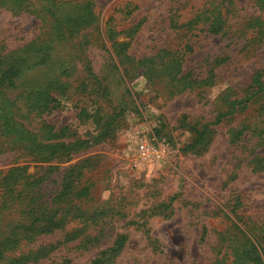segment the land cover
<instances>
[{
	"label": "rangeland",
	"instance_id": "obj_1",
	"mask_svg": "<svg viewBox=\"0 0 264 264\" xmlns=\"http://www.w3.org/2000/svg\"><path fill=\"white\" fill-rule=\"evenodd\" d=\"M55 1L88 4L96 21L51 38L49 59L8 95L15 118L32 133L50 126L69 146L45 162L8 149L0 153V178L26 166L27 175L42 179L48 203L72 178L79 192L72 206L84 214L68 212L72 219L61 230L21 250L57 247L33 264H237L228 243L231 220L242 229L253 222L251 239L264 247V144L253 127L264 126V113L260 100L239 101L264 73V45L248 44L252 32L230 41L202 24L185 26L214 0ZM234 2L226 15L231 30L264 18L253 0ZM110 29L126 48L113 46ZM39 31L38 19L0 2L1 49ZM162 50L181 59L180 75L196 83L182 86L168 72L150 74L138 64ZM57 78L70 83L66 94L49 91V106L58 105L43 113L26 107L29 91Z\"/></svg>",
	"mask_w": 264,
	"mask_h": 264
},
{
	"label": "trees",
	"instance_id": "obj_2",
	"mask_svg": "<svg viewBox=\"0 0 264 264\" xmlns=\"http://www.w3.org/2000/svg\"><path fill=\"white\" fill-rule=\"evenodd\" d=\"M253 1L258 10L264 12V0ZM0 2L6 5L13 14H28L40 21V31L36 37L11 50L0 48V153L15 147L30 154L37 162L58 158L69 146L61 141L62 131L51 133L50 126H48L49 128L43 126L42 128H46L40 130L39 134L32 133L15 118L12 100L8 94L17 87L18 82L25 74L49 59L51 38L66 32H80L96 21V17L88 4L74 3L75 5L66 7L55 0H0ZM234 6V0H214L208 7L200 10L195 19L185 26H189L188 28L191 29L197 24H202L208 33L227 35L230 41L233 37L245 36L252 32L247 40L248 44L254 43L257 45L256 47L264 45V18L260 15L252 18L243 27H234L231 30L232 25L226 15ZM109 33L112 35L113 46L120 49L128 46L126 42L114 40L116 33L113 30L110 29ZM186 47L190 49L189 46ZM161 52V55L156 58L142 59L138 64L150 74L157 70L168 72L169 77L182 86L196 83L193 80H188L187 75H180L182 71L181 59L178 60L170 55L167 50ZM126 58L131 61V64L134 63L132 58ZM259 72L258 80H254L253 85L248 87L246 94L244 93L243 98L239 101L247 103L252 97L253 102L260 100L259 111L263 114L264 73ZM69 85L67 80L60 83L57 78L46 87L29 91L25 97L26 107L35 109L39 113H43L49 107H55L58 102L49 106L55 102L49 91L53 89L57 94L63 95L66 94ZM262 123L258 126L253 124V127L258 138L264 144ZM244 128L248 129L249 126ZM198 140L199 137L195 138L194 144ZM262 162L264 163V159ZM261 165L264 167V164ZM73 171L74 169H71L70 172ZM42 182L41 178L27 175L26 166L11 167L0 178V264H33L48 257L57 248L53 244L39 245L27 250H21V248L31 245L39 236L61 230L72 219L68 220V212L73 210V213H77V217L84 214L80 208L72 206L73 197L79 194L71 186L74 179L68 178V182H66L64 178L60 193L49 203L44 199ZM88 220L89 218L85 222ZM244 227L246 229L239 228L236 222L231 220L233 231L229 234L228 243L234 263L264 264V247H261V241L255 242L256 240L251 239L256 231L255 224L249 221V224H244ZM82 231L84 228L67 234L64 241L73 240ZM238 235H241L242 242L238 240L240 239ZM119 248L120 246L113 247V249ZM102 261L97 259L91 264H103Z\"/></svg>",
	"mask_w": 264,
	"mask_h": 264
},
{
	"label": "built area",
	"instance_id": "obj_3",
	"mask_svg": "<svg viewBox=\"0 0 264 264\" xmlns=\"http://www.w3.org/2000/svg\"><path fill=\"white\" fill-rule=\"evenodd\" d=\"M140 149L144 152V146L141 145L140 146Z\"/></svg>",
	"mask_w": 264,
	"mask_h": 264
}]
</instances>
